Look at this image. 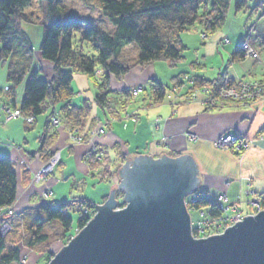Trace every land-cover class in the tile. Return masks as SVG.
<instances>
[{
	"label": "crops",
	"instance_id": "1",
	"mask_svg": "<svg viewBox=\"0 0 264 264\" xmlns=\"http://www.w3.org/2000/svg\"><path fill=\"white\" fill-rule=\"evenodd\" d=\"M251 14L252 11L247 16L251 17ZM251 21L249 24L252 23ZM233 23L229 24L227 17L220 29L211 36L203 37V32L198 30L182 34L181 39L187 47L185 57L173 69L168 70L169 67L165 64L153 63L144 68L134 67L129 74L118 79L112 78L111 86L114 92L146 84L150 79L155 78L167 86L169 93L165 94L163 102L153 106H150L148 99L144 100V96H140L126 108L122 107L123 103L116 108L120 121L111 122L106 128L108 133L104 137L95 138L93 136L91 139L95 143H100L105 157L116 160L123 157L121 160H133L138 155H146L156 161L163 155L177 158L179 155L188 154L195 159L197 168H199L197 188L205 193L210 203L217 202V197L224 193L228 201L221 203L223 206L237 202L241 198L246 200L248 197L246 192L250 187L264 196V139L258 141L257 146L240 155L232 152L226 153L212 146V140L223 133L241 132L256 137L261 136L264 133V106L261 103L212 111L205 109L203 104L205 95L199 91L195 101L185 103V106L173 107L169 104V101L174 100L175 95L171 94V89L179 82L177 78L173 80L176 76L180 77V83H183L176 90L181 96L190 94L191 84L184 77L195 76L212 86L219 84L226 77L235 83L240 80L264 79V21L255 22L256 29L243 18ZM246 38L260 53L262 61L246 57L240 47ZM36 54L41 61L44 77L52 79L51 65L41 58L40 53ZM121 54V58L128 55L126 51ZM2 77L3 74H0V89L6 84L5 81H1ZM73 77L72 88L75 94L72 101L77 104L84 103L85 100L92 102L97 90L90 78L82 73H77ZM1 95H7L8 101L11 98L9 94L1 93ZM23 95L22 87L17 90V106ZM2 96L0 99L6 101V98ZM132 111L136 114L130 116ZM3 113L0 110V139L5 144L1 152L11 157L16 172L18 200L13 206L16 212L40 204L43 200L41 194L47 188L53 191L51 201L55 199L58 202L69 201L74 196L73 190L76 182L91 180L95 183L93 190L98 187L99 190L92 198L83 196L90 201L110 196L112 183L110 181V183H98L95 177L97 172L92 171V175L89 174V168L87 169V165L82 161L83 154L89 146L80 145L69 148L68 145L71 142L69 131L64 126L55 127L51 124L49 113L38 116L31 125L21 119L3 123L5 116ZM127 115L129 119L125 118ZM104 120L111 121V116L92 104L90 125L97 127ZM188 129L201 139L190 143L184 136ZM47 130L49 135L56 134V137L54 136L55 147L61 149L62 159L60 166L50 178L34 185L30 183L31 169L38 170L45 161V158L37 155L36 152L41 145L40 136L43 132L46 134ZM165 138L169 140L164 141ZM162 142L168 143V150L164 149L165 146H161ZM10 143L20 144V151L16 152L9 146ZM22 156L26 157L27 164L31 168L25 166ZM115 181L122 183L120 176L119 180L115 179Z\"/></svg>",
	"mask_w": 264,
	"mask_h": 264
},
{
	"label": "trees",
	"instance_id": "2",
	"mask_svg": "<svg viewBox=\"0 0 264 264\" xmlns=\"http://www.w3.org/2000/svg\"><path fill=\"white\" fill-rule=\"evenodd\" d=\"M45 1L44 19L48 24L43 25V38L40 44L42 58L48 60L54 68L53 79L45 82L39 78L37 72L32 71L34 47L26 34L22 23H35L32 15L25 12L32 7V0H0V66L7 65V80L12 85V91L24 83L25 92L19 109L25 115L34 119L64 103L61 119L75 129H83L92 112V104L84 102L76 108L71 104L74 95L72 88L73 75L77 72L90 77L93 86L97 88L95 104L106 114L118 111L113 107L110 91L111 75L120 78L133 65H128L121 59L122 49L135 43L139 50V57L134 65H151L153 62L167 61L176 65L182 60L185 45L181 41L183 32L201 31L206 36L216 33L227 19L232 0H99L100 10L104 19L114 27V35L98 26L89 24V20L81 21L62 5L61 0ZM86 2L87 0H81ZM248 0H235L237 10H245ZM84 26L86 28H84ZM78 31L82 42L88 41L95 49V55H88L81 48L73 46L74 33ZM100 71L99 76L97 72ZM193 89L212 86L200 79H195ZM218 84V83H217ZM216 84V85H217ZM155 102H162L165 98L167 86L154 84ZM213 85V86H216ZM124 102L123 105H128ZM48 130L41 141L40 151L45 159L51 156ZM49 145V146H48ZM91 167H95L92 163ZM97 170V169H96ZM95 170V171H96ZM93 173V172H92ZM17 176L14 165L8 157L0 155V209H8L17 200ZM261 207L264 208V196ZM93 207L89 202H83ZM210 206L213 214H220L221 210L213 206L207 199H200L195 207ZM68 205L62 203L58 207L47 204L40 205L38 211L42 215L34 226L36 231L26 237V246H41L49 240L43 232L44 227L52 222H59L64 237H68L72 230V218L61 212ZM43 217V218H42ZM87 216H82L78 226L84 227ZM42 232L44 234H42ZM47 245V244H46ZM48 253L52 254L50 251ZM20 250L13 237H0V264H19ZM53 257L52 255H50Z\"/></svg>",
	"mask_w": 264,
	"mask_h": 264
},
{
	"label": "water",
	"instance_id": "3",
	"mask_svg": "<svg viewBox=\"0 0 264 264\" xmlns=\"http://www.w3.org/2000/svg\"><path fill=\"white\" fill-rule=\"evenodd\" d=\"M127 162L119 170L126 209L112 211L114 188L50 264H264V211L223 235L192 239L184 200L199 183L192 157L163 155L154 161L140 155L131 161L133 168Z\"/></svg>",
	"mask_w": 264,
	"mask_h": 264
},
{
	"label": "rangeland",
	"instance_id": "4",
	"mask_svg": "<svg viewBox=\"0 0 264 264\" xmlns=\"http://www.w3.org/2000/svg\"><path fill=\"white\" fill-rule=\"evenodd\" d=\"M51 1H53V0H51ZM87 2H88V5L93 7L94 9H91L88 6L84 5V3L81 2V0H61L62 5L65 6L66 8H69L70 10H72L73 14L78 19L85 20L88 18H92V23L94 25L103 27V29L106 31H109V33H111L113 30H115L114 26L110 22L105 21L103 17H101L102 19L100 18L101 12H99V11H100L101 2L99 0H87ZM46 6H47V4L45 1L32 0V7L27 8L25 10V12L29 15L34 16L35 23L28 24V23L23 22L21 25V27H23V29L26 31V33H28V36L31 39L32 47H34V54L37 52H40V47H38V46L41 44V41L43 38V36H42L43 28H44L43 25L48 24L47 21L44 19ZM263 9H264V1L248 0L247 7L245 8V10L240 11V10L236 9L235 0H232V2L230 4V9H229L228 14H227L229 24H234L233 22H235L239 18H243L246 21H248V24L252 20L251 21L252 23H250L249 25L254 26L255 22H257L259 20H261L262 22L264 21V16H262V13L264 12ZM250 11H252L251 17L247 16V14H249ZM97 16H99V17H97ZM74 35L75 36L73 38V46H75V47L77 46L78 48H81L85 54H89V55L96 54L95 48L88 41L82 42L80 40L81 35H79L78 31H76L74 33ZM242 43L240 45H242ZM137 52H138V49H137L136 45L134 43L130 44L131 56L135 57L138 54ZM33 58H34L33 62H35L33 65V68L36 70L43 71L42 65L38 64L36 62V59H37L36 54L34 55ZM255 60H257V59H255ZM155 63L161 64V65L165 64L168 66V63H165L164 61L155 62ZM4 71H5V73H4ZM7 73H8L7 65L2 64V66H0V74L1 75L3 74L1 81L2 82L5 81L6 84L3 85V87L0 89V98L2 96L1 93L9 94L11 96L9 102L13 103L12 107H10L8 109H5V108L1 109L2 112L5 113L4 119L5 118L6 119L7 118L8 119H14L16 117L13 115L12 112H10V109L14 108V110H16V109L18 110V112L14 111L15 115L19 116L24 122H28V124L30 123V125H31V124H33V121L35 119L32 116L25 115L19 109L20 105L23 102L22 100L24 98V95L20 100L19 106L16 105V103H18V101L16 100L17 90L22 88V87L24 90L26 81H24V83L18 85L14 89L15 91L13 92L12 88H11L12 85L7 80ZM165 77H167V76H165ZM195 78L196 77H194V80H195ZM190 82H191V80H189V83ZM245 82L247 84L248 83L259 84V83L263 82L262 89L264 90V79L259 80V81L248 80ZM173 87L174 88L171 89V91H172L171 94H175L174 98H173L174 100H172V101L167 100V101H169V104L173 105V107L176 105H177V107L185 106V103L195 101L196 96H198V94L197 95L186 94V96H184V95L181 96V95H179L178 92H176V90H177V88H175L176 86L174 85ZM201 89L204 90V88L201 87L200 92H202ZM24 92H25V90H24ZM166 93H169L168 89H167ZM6 96L7 95H3L2 97H5L6 101H8ZM263 96H264V92H262V93L259 92L257 94V97L253 98V99H255V101L251 98L249 100H246V101L251 102V103H259V104L261 103V105L264 106V97ZM242 97L245 99L243 92H242ZM134 100H135V98L131 97L127 100V102H129V105H130L132 103V101H134ZM93 101H95V99ZM1 106H2V104H1ZM15 106H16V108H15ZM126 106L127 105H123L122 107L126 108ZM47 113H51V110L48 111ZM133 114L135 115L136 113H134L132 111V114L130 116H132ZM110 116H111L112 122L120 121V118L117 117L118 115L111 113ZM125 118L129 119V115L125 116ZM105 121L111 122L108 120H104L103 123H105ZM54 126H55V124H54ZM58 126H61V123H58V125H56L55 127H58ZM99 127H101V126L100 125H98V127H96L95 125L90 126L88 131H86V130L78 131L77 129H75L73 127H69V129H68L69 137H70V140L73 141V144H71L68 147L70 148V147H75V146H80V145L89 146V148L86 150V152L83 154V157H82V161L87 165V169L89 168L88 173L92 175V171H95L97 169L95 171V172H97L95 174V177H97L98 183L99 182L100 183H103V182H106V183L111 182L112 183L111 184L112 187L110 186L111 187L110 195H111V191L114 190V188H115L113 200L114 201L116 200V203H117L115 205V207L112 208V211L115 212V211L124 210L129 205V202L126 199L124 200V198L126 196V192H124V190L119 187L121 182H118V181L116 182L115 179L118 178V180H119V176H120L121 180L123 181V177H121L119 170L122 169V167L124 166V164L127 161H128L127 162L128 168H133L134 164L132 162H130V160H127V159L121 160L123 157H120L119 160L112 159V158L108 159L107 156L105 157V155H104L105 152L103 150H101L103 148L100 145V143L99 142L95 143L93 140H91L93 136H95V138H97V137L101 138V137H104L108 133V129H106L107 125H103L101 128H99ZM223 134H224V136L221 139V142L219 143V147L217 149L221 150V151H225L228 148H230L231 144H234L235 145V146H233L234 149L231 152L236 154V155H240V154H244V153L248 152L249 150H251V148L257 146L258 141H261L262 139H264V137H261L258 139V138H255V136L252 134H245V133H241V132L240 133H233V134H231L229 132V133H223ZM194 135H195V133L192 131H189V129L186 130V132L184 134V136L186 137V139L190 143H192L191 141H193V139L195 137ZM230 135H232V136H230ZM54 136L56 137L55 133L52 134L50 136V138H52ZM55 137L52 138L51 140L45 139L46 140L45 142L47 144L48 143H49V145L51 144L50 146L48 145L50 148L48 149L47 153L51 149L52 154L49 157V159H45L42 166L45 168L47 174H49V175L53 174L56 171V169H58V167L60 166V162H61V160H60L61 149L60 148L58 149L55 147V144H56L55 143ZM166 140H169V139L165 138L164 141H166ZM14 147L18 148L17 151H20V148H21L20 144L19 145L16 144V145H14ZM162 148H164V147H162ZM164 149L168 150L169 148L166 145ZM19 153L21 154V152H19ZM226 153H228V152H226ZM36 154L37 155L39 154L41 157L44 158V156L42 155V153L40 151V147L38 148ZM0 155L4 156V157L8 156V155H4L1 151H0ZM139 156L140 155H138L136 157H139ZM142 156H144V155H142ZM180 156L181 155H179L177 157H180ZM169 157L177 159V158L172 157V156H169ZM8 158L10 159L11 162H13L10 156H8ZM21 158H22L25 166L30 167V165L27 164L26 157L22 156ZM134 159L132 161H134ZM151 159H152V157H151ZM92 163L95 165V167L90 168L89 165H92ZM195 164H196V161H195ZM111 166H112V168H111ZM196 166H197V164H196ZM31 175H32L31 180H30L31 184L35 185V184H39V183L43 182L42 177L37 179V174L32 169H31ZM100 178L102 180H100ZM93 184H95V183L92 182L91 180H88L87 182L86 181L76 182L74 185V190H73V195H74L73 198L70 199L69 201H66L67 205H68L67 208L65 207V208L61 209V211L66 209L68 216H70L69 212H71L72 216H74L73 221H72V225H71V227H72L71 234L68 237H64L63 235H65V232H63V229H62V227H60V223L58 221L52 222V224L47 223V225L44 227L43 232L45 233V235L48 236L49 240H47V242L43 243L41 246H36L34 248L32 247V249L29 248L28 246H26V237L31 236V234H32L31 232L36 231V229H37L33 223H34V221L36 222L42 216L40 214V212L38 211L40 205L47 204L49 206L58 207L59 205H61L63 203V201L58 202L57 199L51 201V199H53L52 198L53 191L51 189L47 188V189L43 190V192L41 194L43 200L40 202V204H37L35 206H30V208L21 210L19 212H16L14 210V208H13L14 205L9 206L8 209H0V220H2L4 222V224L2 222H0V237L5 238V239H7V238L10 239L11 237H13V240L15 241L17 248L21 252L19 264H50L52 262L53 258H55V256L63 249V247L68 246L69 243L75 238V236H77L82 230H84L85 227H87L88 223L95 218L97 213H99V209L97 208V205L98 206H104V203L110 199V196H104L98 200H93V201L86 199L85 197L92 198V196L99 190V189H97L98 187L96 188V190H93L94 189ZM246 193L248 195V197H246L247 198L246 200H244L242 198V201L239 199L236 202V204L232 203V204L228 205V206L235 205L236 209L239 210V212H236V215H238L237 219L244 220V217L250 216V214L252 212H254L255 209L258 208L255 200L258 201V200H261L263 198L258 192H256L253 189V187H250V189L247 190ZM83 196H85V197H83ZM185 198L187 199V201H185V206H188L191 203L199 202L198 199H204V198H206V196H205L204 192H201L199 194L189 193ZM17 200H18V198H17ZM47 200H49L50 202ZM221 200L222 199L219 198L220 203L221 202L225 203L226 199H224L223 201H221ZM83 202H89V204H92L93 207H90L88 204H85ZM73 205L75 207H77V209L71 211ZM190 212H191L190 221H191L192 226L195 225L196 227L199 228L200 224L205 226V224L208 222L207 221L208 220L207 213L206 214L201 213V215H200V213L197 210H191V209H190ZM208 214H210V213H208ZM83 215L87 216L88 219L86 220V224H84V227H81V226H78V222L80 221V219ZM233 218L235 219V217H232V219ZM202 228H205L207 230V227H201V229ZM210 230L211 231L200 230L199 232L203 231V233L201 234V237L203 239H208L209 237H212V235H216V232L214 231V229H210ZM43 232H42V234H44ZM48 251H50L52 254L48 253ZM50 255H52L53 257H51ZM13 264H16V263H13Z\"/></svg>",
	"mask_w": 264,
	"mask_h": 264
},
{
	"label": "bare ground",
	"instance_id": "5",
	"mask_svg": "<svg viewBox=\"0 0 264 264\" xmlns=\"http://www.w3.org/2000/svg\"><path fill=\"white\" fill-rule=\"evenodd\" d=\"M82 2V1H81ZM82 3H84V2H82ZM84 5H86V6H88L89 8H91V9H94L93 7H91V6H89L88 5V2L86 3H84ZM70 12H71V14H73V12H72V10H70L69 8H67ZM99 12H101V10L99 11ZM32 17H33V19H34V16L32 15ZM73 17L74 18H77V17H75V15L73 14ZM97 17H99V16H97ZM101 17H103L102 16V12H101V14H100V18ZM78 19V18H77ZM91 19V20H90ZM102 19V18H101ZM80 20V19H79ZM87 19H85V20H81V21H86ZM88 20H89V24H91V25H94L93 23H92V18H88ZM105 21H108V20H106V19H104ZM29 24V23H28ZM94 26H97V25H94ZM98 27H100V26H98ZM255 29L257 28L256 27V25L255 26H253ZM253 27H251V29L253 28ZM84 28H85V26H84ZM100 28H102L103 29V27H100ZM115 28V27H114ZM104 30V29H103ZM106 31V30H105ZM114 31L115 30H113L110 34L111 35H114L115 33H114ZM26 32V31H25ZM106 32H108L109 33V31H106ZM185 32H183L182 34H184ZM27 35H28V33H26ZM203 37H206V34H204L203 33V35H202ZM29 37V36H28ZM181 37H182V35H181ZM30 38V37H29ZM247 39V38H246ZM31 40V39H30ZM248 40V39H247ZM181 41H182V39H181ZM226 41H227V43H228V40L226 39ZM246 41V40H245ZM183 42V41H182ZM251 43V42H250ZM130 44H132V43H129V45H127V46H125L123 49H122V51H121V53L123 52V51H126V54H128L127 56H123L121 59L123 60V62L124 63H126V64H128V65H133L131 68H130V70L126 73V74H124V76H126L127 74H129V72L134 68V67H137V65H134V63L137 61V59H138V57H139V50H138V54L134 57H132L131 56V53H130ZM135 44V43H134ZM183 44H184V42H183ZM136 45V44H135ZM185 45V44H184ZM40 46V45H39ZM38 46V47H39ZM240 46H242V45H240ZM136 47H137V45H136ZM185 47H186V45H185ZM251 47L253 48V46H252V43H251ZM137 49H138V47H137ZM186 49H187V47H186ZM186 49H185V52H186ZM241 49H242V47H241ZM254 50L256 51V49L254 48ZM243 51H244V49H243ZM95 52H96V49H95ZM185 52H184V54H183V58H182V60L184 59V57H185ZM256 52H258V51H256ZM37 53H40V55H41V58H42V54H41V52H37ZM120 53V54H121ZM244 53H245V55H246V57L248 56V57H250V58H252L251 56H249L245 51H244ZM36 54V53H35ZM34 54V55H35ZM96 54H97V52H96ZM96 54H93V55H95L96 56ZM258 54H259V60L260 61H262V59L260 58V53L258 52ZM89 55V54H88ZM36 56H37V54H36ZM121 56H122V54H121ZM34 57V56H33ZM43 60L45 61L46 59H44L43 58ZM47 62H49L48 60H46ZM163 61V60H162ZM162 61H158V62H162ZM36 62L38 63V64H41V61H39V58H37L36 59ZM165 63H168V67H169V69L168 70H170V69H173V67L174 66H177L179 63H181V61H179L176 65H173L172 66V64H170L169 62H167V61H164ZM34 63L35 62H33L32 63V67H31V69H32V71H36L37 72V74H38V76L41 78V79H43L45 82L47 81V82H50L52 79H48V78H46V77H44V72L43 71H41V70H36V69H34L33 68V65H34ZM153 63H155V62H153ZM153 63H151V64H153ZM49 64L51 65V68H52V70H53V73H54V68H53V65L49 62ZM146 66H149V65H140L139 67L141 68V67H146ZM194 69H195V67H194ZM77 73H80V72H77ZM76 73V74H77ZM83 74V73H82ZM75 75V74H74ZM73 75V76H74ZM85 75V74H84ZM97 76H99V75H101L100 74V71H98L97 72V74H96ZM166 75V74H165ZM86 76V75H85ZM112 77H111V80H112V78L114 77V78H117L118 79V77H116V76H113V75H111ZM53 77V76H52ZM87 77V76H86ZM121 77V76H120ZM195 77V76H194ZM194 77H191V78H186V77H184L185 79H187L188 81L189 80H191V82H190V84H191V87H190V89H189V93L190 94H195V95H199V91H200V88H195V89H193V85H194ZM90 78V77H89ZM176 78L177 79H179V82L178 83H176V87L175 88H178L179 86H181L183 83H180V77H178V76H176V77H174L173 78V80H176ZM228 78V77H227ZM196 79V78H195ZM225 78H223L221 81H223ZM230 79V78H229ZM90 80H91V78H90ZM111 80H110V85H109V87H110V91H111V93H110V95H111V100H112V104H113V107L114 108H119V106H121V104L122 103H124L125 101H127L129 98H131V97H134L135 99H137V98H139L140 96H144V100H147L148 99V101H149V104H150V106H153V105H155V104H158V102H155L154 101V96L152 95V93H153V91H154V84L157 82L158 84H162L163 85V83H161L160 81H158V79H155V78H152V79H150L146 84H142V85H140V86H135V87H131L130 89H123V90H118V92H114V90L112 89V86H111ZM172 80V81H173ZM231 80V79H230ZM220 81V83L219 84H217L216 86H208L207 88H213V89H216L222 82ZM240 81H244V80H240ZM239 81V82H240ZM73 82H74V79H73ZM73 82H72V85H73ZM91 82H92V80H91ZM233 82V81H232ZM233 83H235V82H233ZM92 84H93V82H92ZM178 84V85H177ZM237 84V83H236ZM165 85V84H164ZM96 88V87H95ZM205 89V88H204ZM96 90H97V88H96ZM201 91H202V89H201ZM97 93V92H96ZM202 93V92H201ZM75 94V93H74ZM140 94V95H139ZM96 95V94H95ZM95 95H94V97H95ZM200 95H202V94H200ZM203 95H205V99H204V101H203V104L205 105V109H210V110H212V111H217V110H220V109H228V107H238V106H248L249 104H251V102H246V101H236V100H231V99H228L227 101H223V102H220L219 104H216V103H214L213 101V98H212V95L211 94H209V93H203ZM93 97V100L95 99ZM198 96H196V98H197ZM264 97V96H263ZM195 98V99H196ZM71 99V104L73 105V106H75L76 108H80V106L79 105H83V103H81V104H77V103H74L72 100H73V96L70 98ZM254 101H255V99H253ZM86 101V100H85ZM85 101H83V102H85ZM213 103H212V102ZM86 102H90V101H86ZM91 104H95V101H92V102H90ZM2 104V109H8V108H10V107H12V105H13V103L12 102H9V101H2L1 99H0V105ZM129 104V103H128ZM63 105H64V103H62V102H59V103H57L54 107H53V110H54V114L52 115V116H50V114L51 113H49V116H50V121H51V124H55V126L56 125H58V123H61V126L63 127H65V128H67V130L69 129V127H71V125L70 124H67V123H64V121H62V119H61V108L63 107ZM96 105V104H95ZM97 106V105H96ZM15 108H16V106H15ZM97 108H99L98 106H97ZM99 109H101V108H99ZM0 110H1V107H0ZM14 111H16V112H18V110L16 109V110H14V108H12V109H10V112H12L13 113V115L14 116H16L14 119H4V122L3 123H8V122H10V121H13V120H15V119H21L19 116H17V115H15V112ZM118 111V110H117ZM46 115V114H45ZM39 116H42V115H39ZM38 117V116H37ZM36 119V118H35ZM22 120V119H21ZM112 122V121H111ZM111 122H106L105 121V123H103V121H101V123L99 124L101 127L103 126V125H110L111 124ZM90 123L89 122H87V125L83 128V129H80V130H86V131H88V129L90 128ZM98 127V126H97ZM101 127H99V128H101ZM78 130V129H77ZM80 130H78V131H80ZM231 134H233V133H231ZM195 137H194V139H193V141L194 142H197V140H200L201 138H200V136H198V135H194ZM223 136H224V134H220V135H218V137H216L215 139H213L212 140V146H214L216 149L219 147V143L221 142V139L223 138ZM230 136H232V135H230ZM236 136V135H235ZM239 136V135H238ZM261 137H264V133L263 134H261V136H259V137H256L255 136V138H261ZM44 138H45V132H43L42 134H41V136H40V142L41 141H43L44 140ZM196 139V140H195ZM71 142L69 143V145L68 146H70L71 144H73V141L72 140H70ZM5 144L3 143V141L0 139V151H1V149H2V146H4ZM14 145L15 144H11L10 143V145L9 146H11L12 148H14L15 150H16V152H17V150H18V148H15L14 147ZM166 145H168V143H164V142H162L161 143V146H166ZM233 146H235L234 144H231V146H230V148H228L227 150H225V151H223V152H228V153H230L233 149H234V147ZM218 150V149H217ZM60 160L62 159V152L60 151ZM190 156V155H189ZM6 157H8V156H6ZM169 157V156H168ZM190 157H192V156H190ZM135 158V157H134ZM193 158V157H192ZM130 160V162L132 161L131 159H129ZM193 160H194V162H195V159L193 158ZM22 162H23V160H22ZM24 163V162H23ZM197 164V163H196ZM90 166V168H91V165H89ZM45 168L43 167V166H41L38 170H34L35 171V173L36 174H39L41 171H43ZM198 172H199V168H198ZM40 175H42L41 177H42V179H43V182L44 181H46L48 178H50V176L51 175H53V174H47V173H41ZM198 173H196L195 174V177L196 178H198ZM118 179V178H117ZM199 179V178H198ZM100 180H102L101 178H100ZM196 190L194 191V192H191L192 194H199V193H201V192H203L201 189H198L197 187L195 188ZM205 194V193H204ZM224 196V198L226 199L225 200V203L228 201V198H227V196H226V194L224 193V194H221L220 196H218L217 197V199H218V201L217 202H214V203H212V205L213 206H216V207H218V209H220L221 210V213L220 214H213L212 212H211V210H210V206H208V208L206 207V206H202V207H200V208H196L195 207V205L198 203H191V204H189L188 206H185V208H186V211L188 212V215H189V217L191 218V212H190V209L191 210H197L199 213H200V215H201V213H207V218L208 219H211V218H218V220H221V222L223 221L224 223H232V221H234L233 222V224H232V227H233V225H235L236 223H237V221H235L234 219H232V217H230L229 216V214L230 213H232V212H234L233 211V208H236L235 207V205H232V206H223L222 204L224 203V202H219V198H221V197H223ZM204 199H206V198H204ZM184 200L185 201H187V199L186 198H184ZM199 200V202H200V199H198ZM241 201H242V198L240 199ZM262 200V199H261ZM261 200H258V201H256L255 200V202H256V205L258 206V208L257 209H255L254 210V212H252L251 214H250V216H252V217H254L255 215H257L258 213H260V212H262V211H264V208H262L261 207ZM221 201H223V200H221ZM63 203H65V204H67V202L65 201V200H63ZM234 204H236V202H233ZM228 210H227V209ZM77 209V207H75L74 205H73V207H72V209H71V211H73V210H76ZM63 214H68L67 212H66V209L65 210H62L61 211ZM208 213H210V214H208ZM69 215L71 216V218H72V220H73V218H74V216H72V214H71V212H69ZM224 215H226L227 216V218H224L223 216ZM233 217H235V218H238V215H236V213L234 212V215H233ZM0 222H2L3 224H4V222L2 221V220H0ZM2 225V224H1ZM201 227H208V228H210V229H214V231H216V232H218V231H222L220 234H217L216 233V235H223V233H225V231H226V229L227 228H229L228 226L227 227H224V226H222V227H218V226H216L215 224H213V222L212 223H206L205 224V226L204 225H202V224H200V226H199V228L198 227H196L195 225L194 226H192L191 225V221H190V235H191V237H192V239H194V240H200V239H202V237H201V234H202V232H199L200 230H201Z\"/></svg>",
	"mask_w": 264,
	"mask_h": 264
},
{
	"label": "built area",
	"instance_id": "6",
	"mask_svg": "<svg viewBox=\"0 0 264 264\" xmlns=\"http://www.w3.org/2000/svg\"><path fill=\"white\" fill-rule=\"evenodd\" d=\"M241 47L253 59H257V60L259 59L258 52H256L254 50V48L251 47V43H250L249 40L246 39V41L242 43ZM221 82L222 83L216 89H213V88L210 89V88L206 87L204 90H202V93L211 94L212 98L214 100V103H216V104H219L220 102H223V101H227L228 99L236 100V101H238V100L239 101H246V100H249L250 98L251 99L256 98L257 94L259 92H261V93L264 92V90L262 89L263 82H261L259 84H252V83H248L247 84L245 81H240V82H237V84H236V83H233L227 77ZM242 92H243V95L245 96V99L242 97ZM41 173H47V172H46L45 169L43 171H41L39 174H37V179H39L42 176V175H40ZM220 199L224 200L225 198L223 196ZM233 211L235 213L239 212V210L236 209V208H233ZM234 212L230 213L229 216L233 217ZM223 217L227 218L226 215H224ZM234 220L237 221V222H242L243 221L242 219H237V218H235ZM207 221H208L207 223H212L213 222V224H215L218 227H222V226H224V227H227V226L228 227H232V224L234 222V221H232V223H224L223 221L221 222V220H218V218H211V219H208ZM201 230L211 231L210 228H208V227H207V230L205 228H202ZM201 232L203 233V231H201ZM221 232L222 231H218L216 233L220 234Z\"/></svg>",
	"mask_w": 264,
	"mask_h": 264
}]
</instances>
